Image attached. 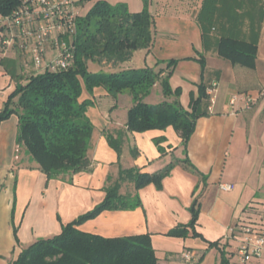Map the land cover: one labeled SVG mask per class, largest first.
Returning a JSON list of instances; mask_svg holds the SVG:
<instances>
[{
	"label": "crops",
	"instance_id": "crops-1",
	"mask_svg": "<svg viewBox=\"0 0 264 264\" xmlns=\"http://www.w3.org/2000/svg\"><path fill=\"white\" fill-rule=\"evenodd\" d=\"M104 1L125 3L131 12L143 8L142 0ZM158 2V9L151 12V46L135 51L129 61L107 71L146 66L159 70L166 66L163 61L176 59L170 84L180 88L178 100L186 109L202 84L207 92L214 89L210 95L214 102L209 100L208 114L198 118L186 151L171 126L145 132L127 130L131 95L125 92L113 99L99 87L92 95L86 91L82 95L95 103L87 115L94 125L93 134L98 129L87 154L89 168L48 179L26 151L23 158L18 154L24 146L18 143L19 117L13 113L0 123V264H13L24 248L59 234L62 224L92 210L103 201L107 186L117 181L121 170L138 167L154 173L173 159L188 158L197 171L180 162L161 188L149 183L138 191L139 207L104 210L79 229L105 237L149 234L157 264H221L224 254L232 264L233 256L238 260L243 236L240 225L252 221L264 229V0ZM223 37L256 44L255 68L234 66L222 57L218 43ZM22 55L17 48L0 52V110L17 86L37 71L31 59V68L24 66ZM239 93L252 95L255 100L250 107L242 101L231 104V97ZM122 96L127 98L124 107L119 102ZM152 97L155 102H150ZM102 99H111L112 107L116 106L108 112L93 109ZM165 99L175 97H165L157 85L146 100L158 103ZM118 131L124 134L120 155L105 136V132L116 135ZM161 137L165 138L160 143L164 152L154 141ZM221 184L233 187L223 190ZM119 192L135 194L134 183L122 181ZM196 196L200 197L196 230L202 237L169 236L171 229L190 222ZM187 253L192 255L190 260L184 257ZM249 264H264V257Z\"/></svg>",
	"mask_w": 264,
	"mask_h": 264
},
{
	"label": "trees",
	"instance_id": "trees-1",
	"mask_svg": "<svg viewBox=\"0 0 264 264\" xmlns=\"http://www.w3.org/2000/svg\"><path fill=\"white\" fill-rule=\"evenodd\" d=\"M24 2L0 0V29L8 28L2 21L19 10ZM153 32L154 19L148 9V0L139 12H131L125 3L112 5L98 0L86 16H77L72 42L73 65L66 70L35 73L10 95L4 109L0 110V123L13 113L18 115V143L24 146L48 179L89 168L87 154L94 125L87 111L95 103L90 98L82 99V95L84 91L92 95L99 87L104 88L113 99L125 92L131 95L133 105L128 111L127 130L145 132L165 130L171 126L181 137L186 151L198 118L208 114L210 95L202 84L198 96L191 100L190 109L180 104L181 90L173 89L170 84L178 60L163 61L166 66L159 70L146 66L94 72L88 68V61L113 63L112 68L122 65L133 57L135 51L151 46ZM218 52L234 66L255 68L257 45L252 42L223 37L218 43ZM200 61L204 67L202 57ZM157 85L165 97L173 96L175 99L147 102V97ZM105 136L120 155L124 143L123 131H118L116 135L105 132ZM164 140V137L154 140L160 152H164L160 146ZM180 162L193 172L197 171L188 158L173 159L163 170L154 173L142 172L138 167L121 170L117 181L107 186L102 202L73 221L62 224L59 234L38 239L24 248L13 264H157L158 257L149 234L105 237L82 231L79 225L107 209L139 207L138 191L149 183L161 188L163 180ZM126 180L134 183L135 194H120L121 182ZM199 198L196 196L190 207V222L177 225L167 233L169 236L202 237L196 230ZM221 264H229L225 254Z\"/></svg>",
	"mask_w": 264,
	"mask_h": 264
},
{
	"label": "built area",
	"instance_id": "built-area-1",
	"mask_svg": "<svg viewBox=\"0 0 264 264\" xmlns=\"http://www.w3.org/2000/svg\"><path fill=\"white\" fill-rule=\"evenodd\" d=\"M25 4L12 15L2 21L6 30L0 29V52L17 48L23 55H29L33 66L39 71L66 70L73 65V38L76 33V19L72 0H25ZM49 47L60 48L56 59L45 63L46 51ZM1 59V58H0ZM216 86V83H214ZM213 88L208 89L212 95ZM210 100L214 102L213 96ZM255 99L248 93L234 94L230 102L234 105L242 101L250 107ZM231 184H221L223 190H230ZM264 219V211L261 213ZM242 240L237 249V264H249L254 259L264 257V229L257 222H244L240 225ZM192 258L189 253L184 256Z\"/></svg>",
	"mask_w": 264,
	"mask_h": 264
},
{
	"label": "rangeland",
	"instance_id": "rangeland-1",
	"mask_svg": "<svg viewBox=\"0 0 264 264\" xmlns=\"http://www.w3.org/2000/svg\"><path fill=\"white\" fill-rule=\"evenodd\" d=\"M72 1H73V6H74L75 12H77L80 16H86L87 13L89 12V10L95 5V3L98 0H87L83 3H81V0H72ZM142 1H143V8H142V10H143L145 8V0H142ZM110 4L115 5L117 3H115V4L110 3ZM158 4H159L158 0H148L149 11L150 12H152V10L156 11V9H158ZM60 53H61L60 48H53V47L48 48V50L46 51V55H45L44 65H46L48 62L56 59V57H58L60 55ZM22 57H23L24 66L27 68H31V64L29 63V60H30L29 55H22ZM261 58H262V56H261ZM113 66H114L113 63L110 64V63H106V62L99 63V62L88 61V68L94 72L107 71L108 68H112ZM47 70L52 71L50 69H47ZM41 71L42 72L45 71V66L41 70H39V71L37 70L36 73L41 72ZM153 98L154 97L150 98V102H155L154 101L155 99H153ZM119 102L121 104V107H124L125 106L124 104L127 102V98L125 96H122L120 98ZM113 103H114V101H112L111 99H102V101H99L93 109H98L102 112H108L110 110V108L112 107ZM123 110L125 111V108H121L122 112H123ZM93 122H95V121L93 120ZM97 134H98V129H96L94 134H93V140L94 139L96 140ZM18 154H20L21 158H23L25 156V149L22 148L21 152L20 153L18 152ZM235 262L237 263L238 260H237L236 256H233L232 257V264H235Z\"/></svg>",
	"mask_w": 264,
	"mask_h": 264
}]
</instances>
